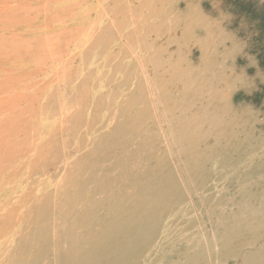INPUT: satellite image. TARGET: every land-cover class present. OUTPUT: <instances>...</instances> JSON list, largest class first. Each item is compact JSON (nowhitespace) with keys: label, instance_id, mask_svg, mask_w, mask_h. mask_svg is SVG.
<instances>
[{"label":"bare ground","instance_id":"obj_1","mask_svg":"<svg viewBox=\"0 0 264 264\" xmlns=\"http://www.w3.org/2000/svg\"><path fill=\"white\" fill-rule=\"evenodd\" d=\"M180 1L164 0L159 14L193 16L174 19L173 40L193 51L198 71L170 75L172 60L154 72L169 84L136 75L139 86L120 109L139 110L141 118H125L128 127L117 121L94 140L80 182H68L61 205L48 210L55 223L24 234L8 264H264V185L247 195L222 193L234 183L229 173L264 153V25L236 0ZM207 14L216 17H199ZM202 75L210 80L197 86ZM254 172L264 177L261 166ZM201 188L207 197H199ZM192 197L200 220L173 230L175 210Z\"/></svg>","mask_w":264,"mask_h":264},{"label":"rangeland","instance_id":"obj_2","mask_svg":"<svg viewBox=\"0 0 264 264\" xmlns=\"http://www.w3.org/2000/svg\"><path fill=\"white\" fill-rule=\"evenodd\" d=\"M261 2L236 0L234 4L263 26ZM163 3L0 0V264H8L24 234L35 235L39 225L55 223L48 210L61 205L57 200L69 190L68 182H80L78 172L94 140L117 121L128 127L126 119L141 118L139 110L120 109L139 86L137 74L146 84L150 80L160 84L162 78L169 84V77H155L154 72L168 68L172 60L176 65L170 75L178 71L182 75L192 67L198 71L193 51L184 45L180 49L173 40L180 28L174 19L192 22L193 16L159 14ZM197 79V86L210 80L204 75ZM109 95L113 99L104 101ZM161 142L171 152L170 144ZM210 164L216 176L217 162ZM257 166L264 168L263 152L251 155L240 169L229 173L234 183L223 185L227 189L222 193L241 188L247 195L263 186L264 177H253ZM215 176L210 177L213 185ZM198 193L208 196L202 188ZM194 202L192 197L175 210L173 230L200 220L199 203Z\"/></svg>","mask_w":264,"mask_h":264}]
</instances>
